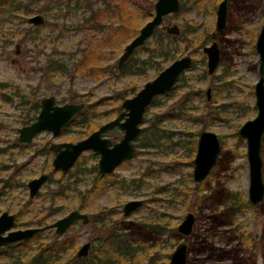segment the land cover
Masks as SVG:
<instances>
[{
    "label": "rangeland",
    "instance_id": "obj_1",
    "mask_svg": "<svg viewBox=\"0 0 264 264\" xmlns=\"http://www.w3.org/2000/svg\"><path fill=\"white\" fill-rule=\"evenodd\" d=\"M37 1L41 12L5 19L0 32V214L19 213L15 227L24 229L38 226L42 216L44 225H49L73 209L88 213L92 219L113 208L110 222L125 226L138 239L146 238L140 235V223L159 225L162 234L151 233L148 242L156 254L155 264H168L171 252L182 240L188 244V264H264V197L252 205L253 209L233 216L236 220L232 225H218L227 219L218 214L221 208L216 194L199 209L193 206L195 194L209 195L221 187L248 197L246 142L237 131L257 114L253 86L258 79L259 55L254 43L264 20L263 0H229L226 27L220 33L215 30L220 0H179V11L166 15L162 24H177L182 34L176 40L164 41L171 56L162 67L185 54L191 55L192 64L170 92L158 96L147 108L140 124V139L150 133L153 124L158 126L159 145L137 147L133 159L103 177L96 176L99 156L92 151L80 155L71 168L75 173L53 170L54 154L49 145L86 137L80 117L58 137L42 131L28 144L18 140V128L33 121L35 102L53 95L57 104L84 102L90 106V133L117 115L121 108L115 107L157 75L152 61L158 58L149 60L146 48L155 45L153 36L121 68L118 58L134 36L108 40L112 22L127 20L128 10L143 6V0H117L118 7L112 0ZM84 1L91 2L93 10ZM35 13L44 16L43 25L27 23ZM149 18H136L138 30ZM159 31L163 32L161 27ZM211 33L218 36L220 62L208 74L200 41ZM210 43L206 41L204 46ZM52 60L62 63L64 70L52 71ZM80 60L84 62L78 66ZM203 130L216 133L222 151L209 175L196 183L192 178L194 143ZM105 135L118 141L122 132L116 131L115 137ZM140 142L138 138L136 144ZM261 153L264 179V135ZM42 173L50 174L51 179L30 197L27 182ZM61 183L70 184V188L53 196ZM178 189L188 191L187 199L176 194ZM83 192L92 197L87 203L83 202ZM134 199L143 201L141 207L124 216V204ZM188 212L196 216L193 232L184 239L176 237V226ZM50 230H42L40 238ZM99 232L93 220L88 225H73L67 236L74 239V245L56 264H68L69 252L74 254L82 243L95 244ZM35 248L32 241L19 247L12 257L1 253L0 264H14L15 257L25 260L35 254Z\"/></svg>",
    "mask_w": 264,
    "mask_h": 264
},
{
    "label": "water",
    "instance_id": "obj_2",
    "mask_svg": "<svg viewBox=\"0 0 264 264\" xmlns=\"http://www.w3.org/2000/svg\"><path fill=\"white\" fill-rule=\"evenodd\" d=\"M227 2L228 0H221L217 7L215 26L218 31H221L225 26ZM179 9V0H156L153 4V15L125 45L123 52L118 58V68H121L134 51L151 37L155 29L161 25L164 16L176 13ZM27 22L31 25L39 26L44 23V17L40 13L32 14L27 18ZM162 29L167 34H180V28L176 24L164 25ZM185 49H187L186 46ZM255 49L260 60L258 67L259 78L254 85L255 105L258 109L257 115L253 119L245 121L237 131L239 137L245 139L246 142V157L249 169L247 200L252 205L259 203L264 196L261 155V142L264 133V21L256 38ZM203 50L207 54L208 73H212L219 63L217 44L213 42L210 46L204 47ZM191 63L190 55H184L172 61L153 79L146 81L133 96L125 98L120 104L121 112L118 115L101 124L85 138L76 142L52 143L50 149L55 153L52 160L53 169L67 173L73 167L80 154L89 150L99 156L97 168L102 174H110L124 161L133 159L136 155L135 141L140 133V123L143 120L146 108L156 96L170 91L180 74L188 69ZM84 108V102L57 104L53 95L43 97L40 100V109L36 120L18 129V139L20 142L29 143L34 135L41 130H48L53 137H57L60 135L62 128ZM116 126L123 131V135L119 141L112 144L109 138L102 137L101 134ZM221 151L222 146L216 133L208 130L199 132L193 159L192 178L194 182L199 183L209 175L212 168L217 164ZM48 177L47 173H43L28 181L27 186L30 197H34L37 194L42 185L48 180ZM141 204L142 200L139 199L127 201L123 206V215H130ZM79 220L84 225L89 223V217L86 213L73 209L65 216L52 222L50 227H53L55 234L60 236L65 234ZM194 222V214L192 212L187 213L177 225V231L184 237L189 236ZM40 230L41 227L15 228V216L4 211L0 214V247L19 240H28ZM89 249L90 242H84L76 250L75 257L77 259L87 257ZM187 254L186 242H179L171 252L168 264H186Z\"/></svg>",
    "mask_w": 264,
    "mask_h": 264
},
{
    "label": "trees",
    "instance_id": "obj_3",
    "mask_svg": "<svg viewBox=\"0 0 264 264\" xmlns=\"http://www.w3.org/2000/svg\"><path fill=\"white\" fill-rule=\"evenodd\" d=\"M80 0H77L79 2ZM115 7H118L117 0H112ZM155 0H143V6L137 5L133 10H128L127 12V20H121L119 24L116 22H112L109 27V34L108 40L114 39H125L127 37L135 36L138 32L137 24H134L136 18H146L152 14L153 10V3ZM86 7L89 10H93V4L88 1H84ZM45 10V9H44ZM32 12H41V7L38 4V1L35 2H26L24 3L22 0H0V32L3 26V22L6 19H13L17 15H20L24 18L26 15H29ZM137 14V17H136ZM155 38V45L153 47L147 46V50L149 52V60L152 57L158 58V61H152V67H154L157 72H159L162 67V63H165L170 58V51L167 49V46L164 44V41L176 40L177 37L167 35L161 31L157 32L152 35ZM34 40L36 37H32ZM213 38L207 36V38H203L200 41V44H204L206 40ZM144 46V45H143ZM141 46V47H143ZM145 47V46H144ZM140 48V47H139ZM83 60H80L77 64L81 66L83 64ZM145 62V61H143ZM50 68L52 71H62L64 70V65L60 63L58 60H52L50 62ZM125 72V69L122 70V73ZM89 108L90 106H85V108L78 114L76 117L64 128L67 130L69 125L73 124L76 121L77 117H80V128L83 134L88 133V125H89ZM116 110L120 109V106L115 107ZM34 112L31 115V120L36 118V115L39 110V103H34ZM37 111V113H36ZM150 133L144 134L141 138L139 137L140 143L137 144V147H151L159 145V140L161 138V134L159 133V128L156 124H153L151 127ZM116 131L110 132L114 137ZM194 147H196V143H194ZM68 172L75 173V170L70 169ZM97 177H101L100 173L96 174ZM51 179V175H50ZM141 185V184H140ZM59 189L55 191L52 195L59 196L65 190L70 188V184L61 183ZM193 191V190H192ZM182 192H184L182 194ZM214 192V193H213ZM177 195H182L183 199H187L188 191H183L178 189L176 191ZM214 194L217 195L216 203L221 208L218 211L220 216H224L227 221H221L218 225L223 226V224L227 223V225H232L235 222V218L239 213L247 209H253L252 206L242 195L240 192H233L229 190H225V188H218L214 189L209 195L205 194L202 196H197L195 194V201H194V208L195 210L200 208L201 203L210 199L211 196ZM84 203L89 202L92 197L86 193H82ZM207 196V199L204 197ZM203 204V203H202ZM114 209H110L107 212L99 213L92 217L91 221L93 220L94 223H97L99 228V235L95 238V244L92 245L91 251L86 258L76 259L72 252H69V262L68 264H155L157 261L156 254L151 251L152 245L149 244V236L153 232H161V228L159 225L155 223H140L138 225V230L140 235H144L146 238L138 239L136 238L133 233H131L125 226L121 224H113L110 222L109 217L113 214ZM255 210H257L255 208ZM257 212V211H256ZM19 220V213L16 214V224ZM46 219L42 216L39 217L38 221L36 222L38 226L44 225ZM234 222V223H233ZM40 230L36 235L32 237V239L28 241H19L16 243H12L5 247L0 248V254L3 253L4 255H9V257L13 256V253L19 249V247L23 246L24 244L31 243L32 241L36 242V252L34 255L30 256L25 260H19L15 257L12 262L14 264H56L60 256L63 252H67L73 245L74 239L72 237H68L67 233L61 236H57L53 233L52 230L46 235L45 238H40L41 235ZM175 236L177 237L176 233ZM249 241V239H246ZM143 258L146 259L144 262ZM188 264V262H187Z\"/></svg>",
    "mask_w": 264,
    "mask_h": 264
},
{
    "label": "flooded vegetation",
    "instance_id": "obj_4",
    "mask_svg": "<svg viewBox=\"0 0 264 264\" xmlns=\"http://www.w3.org/2000/svg\"><path fill=\"white\" fill-rule=\"evenodd\" d=\"M155 1H156V0H155ZM155 1H154V2H155ZM220 1H221V0H220ZM220 1H219V3H220ZM179 2H180V1H179ZM228 2H229V0H228ZM228 2H227V7H228ZM219 3H218V5H219ZM153 4H154V3H153ZM218 5H217V7H218ZM263 6H264V3H263ZM216 11H217V8H216ZM176 13H177V12H176ZM35 14H36V13H35ZM171 14H173V13H171ZM152 15H153V10H152V14L150 15V17H151ZM228 15H229V14H228ZM30 16H31V15H30ZM43 17H44V16H43ZM164 17H165V16H164ZM164 17H163V19H164ZM226 17H227V10H226ZM216 18H217V17H216ZM263 21H264V20H263ZM44 22H45V18H44ZM27 23H28V22H27ZM162 23H163V21H162ZM162 23H161L160 26H158V27L155 29V31L158 30L159 27H161V30L163 31V33L167 34V33L162 29V27L164 26ZM215 23H216V20H215ZM28 24H29V23H28ZM43 24H44V23H43ZM43 24H42V25H43ZM143 24H144V23H143ZM168 24H169V25H172V23H168ZM168 24H166V25H168ZM262 24H263V23H262ZM176 25H177V24H176ZM33 26H34V25H33ZM39 26H40V25H39ZM141 26H142V25H141ZM177 26H178V25H177ZM261 26H262V25H261ZM178 27H179V26H178ZM225 27H226V21H225V26H224V28H225ZM179 28H180V27H179ZM224 28H223V29H224ZM223 29H222L221 31H218V30L216 29V26H215V30L217 31V33L222 32ZM260 29H261V27H260ZM260 29H259V30H260ZM155 31H154V33H155ZM154 33H153V34H154ZM258 33H259V31H258ZM258 33H257V35H258ZM153 34H152V35H153ZM181 34H182V33H181V29H180V34H179V35H171V34H167V35L175 36V37L178 38V37H181ZM152 35H151V37H152ZM208 36H209V37H213V38H210V39L206 40V41H209V40L211 41L210 45H211L213 42H215V43L217 44L216 39H217L218 36H217L215 33H211V35H208ZM151 37H150V38H151ZM150 38H149V39H150ZM256 38H257V36H256ZM149 39H148V40H149ZM148 40H147V41H148ZM147 41H146V42H147ZM206 41H205V42H206ZM146 42H145L143 45H145ZM255 42H256V39H255ZM204 44H205V43H204ZM204 44H201V45L203 46L202 50L204 49V47H206V46H210V45H206V46H204ZM143 45H142V46H143ZM185 46L187 47V49H185ZM185 46H184V50L187 51V50H188V46H187V45H185ZM140 47H141V46H140ZM217 47H218V44H217ZM254 48H255V43H254ZM218 50H219V47H218ZM255 51H256V49H255ZM203 52H204V50H203ZM256 52H257V51H256ZM204 53H205V52H204ZM205 54H206V53H205ZM185 55H189V54H185ZM183 56H184V55H183ZM181 57H182V56H181ZM190 57H191V55H190ZM206 57H207V54H206ZM179 58H180V57H179ZM177 59H178V58H177ZM191 59H192V57H191ZM173 61H174V60H173ZM219 62H220V51H219ZM259 62H260V60H259ZM191 64H192V63H191ZM218 65H219V63H218ZM190 67H191V66H190ZM190 67H189V68H190ZM217 67H218V66H217ZM258 67H259V64H258ZM164 68H165V67H163V69H164ZM216 69H217V68H216ZM216 69H215V70H216ZM161 70H162V69H161ZM161 70H160V71H161ZM186 70H187V69H186ZM186 70H185V71H186ZM215 70H214V71H215ZM160 71H159V72H160ZM185 71H183V72L180 74V76H179L178 79H177V82L180 80L181 75H182ZM214 71H213V72H214ZM159 72H158V73H159ZM213 72H212V73H213ZM158 73H157V74H158ZM207 73H208V70H207ZM212 73H208V74H212ZM263 76H264V73H263ZM258 78H259V74H258ZM257 81H258V79H257ZM257 81H256V82H257ZM177 82H176V83H177ZM176 83H175V84H176ZM175 84H174V86H175ZM254 85H255V84H254ZM174 86H173V87H174ZM173 87H172V89H173ZM172 89H171V90H172ZM171 90H170V91H171ZM253 90H254V86H253ZM170 91H168V92H170ZM168 92H167V93H168ZM164 94H166V93H164ZM160 95H163V94H160ZM160 95H158V96H160ZM254 95H255V94H254ZM158 96H156V97L153 99L152 103L157 99ZM207 96H208V95H207ZM152 103H151V104H152ZM151 104H150V105H151ZM150 105H149V106H150ZM149 106H148V107H149ZM148 107H147V108H148ZM255 107H256V105H255ZM147 108H146V110H147ZM256 108H257V107H256ZM39 109H40V103H39ZM257 110H258V109H257ZM38 112H39V110H38ZM120 112H121V110L119 111V113H120ZM145 112H146V111H145ZM119 113H118V114H119ZM37 114H38V113H37ZM118 114H117V115H118ZM77 115H78V114H77ZM256 115H257V114H256ZM115 116H116V115H115ZM115 116H114V117H115ZM143 116H144V115H143ZM36 117H37V115H36ZM75 117H76V115L70 120V122H71ZM114 117H113V118H114ZM113 118H112V119H113ZM34 120H36V118H35ZM34 120H33V121H34ZM33 121H32V122H33ZM142 121H143V120H142ZM32 122H31V123H32ZM70 122H69V123H70ZM31 123H30V124H31ZM69 123H68V124H69ZM141 123H142V122H141ZM141 123H140V124H141ZM68 124H67V125H68ZM28 125H29V124H28ZM67 125H65V126L62 128L61 133H62L63 131H65L64 128H65ZM25 126H26V125H25ZM99 126H100V125H99ZM99 126H98V127H99ZM22 127H23V126H22ZM98 127H97V128H98ZM97 128H96V129H97ZM140 128H141V127H140ZM18 129H19V128H18ZM96 129H95V130H96ZM117 129H119V130H117ZM115 130H117L118 132L121 131V132H122V135H123V131H122L119 127L116 126V127L112 128V129H110V130H107V131L103 132V133L101 134V136H102V137H107V136L105 135L106 133H110V132L115 131ZM42 131H48V130H41V131H38V132L34 135V137H35L39 132H42ZM93 131H94V130H93ZM49 132H50V131H49ZM91 132H92V131H91ZM91 132H90V133H91ZM140 132H141V130H140ZM50 133H51V132H50ZM61 133H60V135H61ZM90 133H89V134H90ZM89 134H88V135H89ZM51 135H52V134H51ZM88 135H87V136H88ZM263 135H264V133H263ZM18 136H19V135H18ZM198 136H199V134H198ZM34 137H33V138H34ZM57 137H58V136H57ZM139 137H140V133H139L137 139H138ZM142 137H143V136H142ZM84 138H85V137H84ZM107 138H109V137H107ZM82 139H83V138H82ZM109 139H110V138H109ZM120 139H121V138H120ZM120 139H119V140H120ZM18 140H19V139H18ZM32 140H33V139H32ZM32 140H31V141H32ZM80 140H81V139H80ZM110 140H111V139H110ZM119 140H118V141H119ZM140 140H141V139H140ZM262 140H263V136H262ZM77 141H78V140H77ZM136 141H137V140H136ZM136 141H135V146H136V152H137V144H136ZM197 141H198V139H197ZM197 141H196V148H197ZM64 142H65V141H64ZM67 142H69V141H67ZM111 142H112V144H113V143H115V142H117V141H112V140H111ZM21 143H23V142H21ZM29 143H30V142H29ZM54 143H60V142H54ZM24 144H28V143H24ZM51 144H52V143H51ZM51 144H50V145H51ZM50 145H49V149H50ZM261 146H262V142H261ZM50 150H51V149H50ZM51 151H52V150H51ZM89 151H90V150H89ZM52 152H53V154H54V156H55L54 151H52ZM80 155H81V154H80ZM261 155H262V153H261ZM54 156H53V158H54ZM79 157H80V156H79ZM79 157H78V158H79ZM219 157H220V156H219ZM98 159H99V158H98ZM193 159H194V158H193ZM52 160H53V159H52ZM77 160H78V159H77ZM77 160H76V162H77ZM130 160H131V159H130ZM126 161H127V160H126ZM76 162H75V163H76ZM262 162H263V157H262ZM74 165H75V164H74ZM74 165H73V166H74ZM120 165H121V164H120ZM120 165H119V166H120ZM119 166H118V167H119ZM215 166H216V165H215ZM52 167H53V166H52ZM118 167H117V168H118ZM213 168H214V167H213ZM213 168H212V169H213ZM53 170H54V169H53ZM97 170H98V168H97ZM54 171H56V170H54ZM57 171H61V170H57ZM98 172H99V170H98ZM210 172H211V171H210ZM99 173H100V172H99ZM42 174H43V173H42ZM47 174H48V173H47ZM100 174L102 175L101 177L106 176V175H109V174H102V173H100ZM110 174H111V173H110ZM48 175H49V177H48V180H49V179H50V174H48ZM262 175H263V163H262ZM37 177H38V176H37ZM204 179H205V178H204ZM204 179H203V180H204ZM30 180H31V179H30ZM30 180H29V181H30ZM48 180H47V181H48ZM203 180H202V181H203ZM47 181H46V182H47ZM263 181H264V179H263ZM46 182H45V183H46ZM27 183H28V182H27ZM45 183H44V184H45ZM44 184H43V185H44ZM43 185H42V186H43ZM27 187H28V186H27ZM28 191H29V189H28ZM38 192H39V191H38ZM38 192H37V194H38ZM37 194H36V195H37ZM36 195H35V196H36ZM263 197H264V196H263ZM139 200H141V199H139ZM246 200H247V199H246ZM247 201H248V200H247ZM142 203H143V201H142ZM141 205H142V204H141ZM251 205H252V204H251ZM140 207H141V206H140ZM77 210H79L80 212H83V211H81L80 209H77ZM122 211H123V208H122ZM3 212H4V211H3ZM7 212H8V211H7ZM69 212H70V211H69ZM8 213H9V212H8ZM83 213H86V212H83ZM188 213H189V212H188ZM10 214H12V213H10ZM86 214H87L88 217H89V223H90V222H91V217L89 216L88 213H86ZM186 214H187V213H186ZM186 214H185V215H186ZM193 214H194V213H193ZM13 215H14V214H13ZM14 216H15V225H16V215H14ZM64 216H65V215H64ZM124 216H125V215H124ZM194 216H195V214H194ZM62 217H63V216H62ZM181 221H182V220H181ZM195 221H196V216H195ZM53 222H54V221H53ZM78 222H79L80 224H82L80 220L77 221L76 223H78ZM76 223H75V224H76ZM89 223H88V224H89ZM194 223H195V222H194ZM50 224H51V223H50ZM50 224H49V225L36 226V227H41V230H44V229H51V228H52V229H53V233L55 234V232H54V228H53V227H50ZM75 224H74V225H75ZM88 224H85V225H88ZM82 225H84V224H82ZM72 226H73V225H72ZM72 226H71V227H72ZM71 227H70V228H71ZM15 228H16V227H15ZM70 228H69V230H70ZM193 228H194V225H193ZM69 230H68V231H69ZM68 231H67V232H68ZM67 232H66V233H67ZM176 232H177L176 235L178 234L177 236L180 235V236L182 237V239L186 238V237L182 236V235L177 231V226H176ZM192 232H193V229H192ZM192 232H191V233H192ZM66 233H65V234H66ZM35 235H36V234H35ZM55 235H56V234H55ZM190 235H191V234H190ZM190 235H189V236H190ZM57 236H58V235H57ZM60 236H61V235H60ZM187 237H188V236H187ZM30 239H32V238H30ZM30 239H28V240H30ZM28 240H24V241H28ZM19 241H23V240H19ZM19 241H16V242H19ZM182 241H184V240H182ZM16 242H13V243H16ZM89 242H90V241H89ZM179 242H181V241H179ZM179 242H178V243H179ZM185 242H186V241H185ZM178 243H177V244H178ZM10 244H12V243H9V244H7V245H10ZM82 244H83V243H82ZM82 244H81V245H82ZM177 244H176V245H177ZM186 244H187V243H186ZM7 245H5V246H7ZM5 246H3V247H5ZM175 247H176V246H175ZM0 248H2V247H0ZM78 248H79V247H78ZM78 248H77V249H78ZM91 248H92V245H91V242H90L89 253H90V251H91ZM77 249H76V250H77ZM187 249H188V244H187ZM75 252H76V251H75ZM188 253H189V249H188ZM88 255H89V254H88ZM74 256H75V253H74ZM75 258H76V257H75ZM85 258H86V257H85ZM76 259H77V258H76ZM168 262H169V261H168ZM187 262H188V254H187V261H186V264H187Z\"/></svg>",
    "mask_w": 264,
    "mask_h": 264
}]
</instances>
